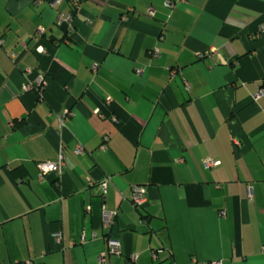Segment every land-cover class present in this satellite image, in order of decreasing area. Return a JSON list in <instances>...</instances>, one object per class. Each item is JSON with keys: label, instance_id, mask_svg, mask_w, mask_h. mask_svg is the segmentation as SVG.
<instances>
[{"label": "crops", "instance_id": "1", "mask_svg": "<svg viewBox=\"0 0 264 264\" xmlns=\"http://www.w3.org/2000/svg\"><path fill=\"white\" fill-rule=\"evenodd\" d=\"M55 1L0 0V264H264V0Z\"/></svg>", "mask_w": 264, "mask_h": 264}, {"label": "built area", "instance_id": "2", "mask_svg": "<svg viewBox=\"0 0 264 264\" xmlns=\"http://www.w3.org/2000/svg\"><path fill=\"white\" fill-rule=\"evenodd\" d=\"M60 0H56L55 2H59ZM175 1L173 0H164V5L168 8H173L175 6ZM154 13V9L153 7H150V9L148 10V14L149 15H153ZM62 21H70V16L69 15H64V16H60V22ZM155 52H158V49L155 50ZM14 55V54H13ZM202 55V54H201ZM142 69L138 68V72H141ZM38 87L39 86H43L44 84V80L41 77L38 81ZM28 86H26V88L29 87H33V85H31L30 83L27 84ZM65 116V115H64ZM105 139H108L109 136L106 135L104 137ZM77 153H81L83 151L82 146L78 143L76 148H75ZM65 154L64 152L60 149L59 153H58V157L55 161H41L38 163V167L40 169V177L42 178L45 174H49L50 172H55L58 177H61V175L64 173V169L66 166V161H65ZM204 166L206 168H209L211 166H216L218 164H220L219 160H215L211 157H206L203 161ZM107 179L103 180L99 185L101 187L102 191H106V187H107ZM128 198L131 200L132 204L136 207L141 206L144 201L146 200V188L142 185H133L130 187L128 193ZM224 213V212H222ZM103 214V222H104V226L105 227H109L111 226V224L114 223V218L116 216V211H111V210H103L102 211ZM56 240H60L61 239V235L60 233L56 234ZM108 246H109V250L111 251V253L121 256V242L118 238L116 237H110L108 239ZM103 258V262H105V257ZM28 264H33V262L29 261ZM205 264H222L221 260H215L212 262H206Z\"/></svg>", "mask_w": 264, "mask_h": 264}, {"label": "rangeland", "instance_id": "3", "mask_svg": "<svg viewBox=\"0 0 264 264\" xmlns=\"http://www.w3.org/2000/svg\"><path fill=\"white\" fill-rule=\"evenodd\" d=\"M13 54H14V53H12V56H14ZM27 84H28V83H25V84H24V89H25V90L31 89L32 87L26 88V86H28ZM42 91H43V86L41 85V86H39V91H38V92L40 93V95L42 94ZM46 175H47V174H45L44 176H46ZM44 176H43V177H44ZM43 177H42V179H43ZM126 197H128L127 194H126ZM223 214L225 215L226 213L224 212ZM111 225H112V224H111ZM55 239H56V238H55ZM121 255H122V251H121ZM103 257H104V255H103ZM100 260L103 262V258H102V256H101ZM207 262H210V261H207ZM205 263H206V262H205Z\"/></svg>", "mask_w": 264, "mask_h": 264}, {"label": "trees", "instance_id": "4", "mask_svg": "<svg viewBox=\"0 0 264 264\" xmlns=\"http://www.w3.org/2000/svg\"><path fill=\"white\" fill-rule=\"evenodd\" d=\"M38 91H39V87H38ZM141 211V210H140ZM212 261H215V260H212ZM212 261H210V262H212ZM221 263H222V261H221Z\"/></svg>", "mask_w": 264, "mask_h": 264}, {"label": "water", "instance_id": "5", "mask_svg": "<svg viewBox=\"0 0 264 264\" xmlns=\"http://www.w3.org/2000/svg\"><path fill=\"white\" fill-rule=\"evenodd\" d=\"M100 192H101V190H100Z\"/></svg>", "mask_w": 264, "mask_h": 264}]
</instances>
